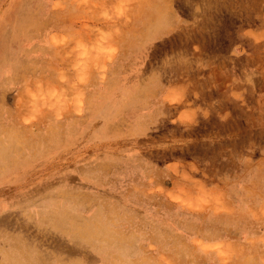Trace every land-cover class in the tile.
Listing matches in <instances>:
<instances>
[{
    "label": "rangeland",
    "instance_id": "1",
    "mask_svg": "<svg viewBox=\"0 0 264 264\" xmlns=\"http://www.w3.org/2000/svg\"><path fill=\"white\" fill-rule=\"evenodd\" d=\"M0 202L69 264H264V0H0Z\"/></svg>",
    "mask_w": 264,
    "mask_h": 264
},
{
    "label": "bare ground",
    "instance_id": "2",
    "mask_svg": "<svg viewBox=\"0 0 264 264\" xmlns=\"http://www.w3.org/2000/svg\"><path fill=\"white\" fill-rule=\"evenodd\" d=\"M31 196L34 194L27 192L24 197L29 199ZM47 205L46 208L38 210L36 205L29 204L23 207L16 202L12 204L9 211L0 215V257H2V264H69L67 256L55 255L53 251L55 250L53 229L60 233L57 241L66 235L67 214L55 210L52 204ZM215 235L213 234V236ZM177 238L176 243L182 245L181 239ZM132 240L129 248H134L133 257L126 264H156L150 259L140 261L138 243L141 238L133 236ZM121 241H119V245H124L125 241ZM157 242L162 244L164 241L157 240Z\"/></svg>",
    "mask_w": 264,
    "mask_h": 264
}]
</instances>
